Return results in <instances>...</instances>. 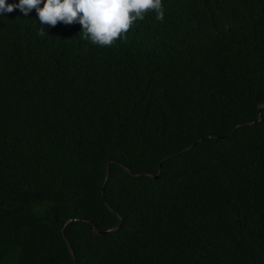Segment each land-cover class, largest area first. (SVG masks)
Listing matches in <instances>:
<instances>
[{"label": "trees", "instance_id": "1", "mask_svg": "<svg viewBox=\"0 0 264 264\" xmlns=\"http://www.w3.org/2000/svg\"><path fill=\"white\" fill-rule=\"evenodd\" d=\"M163 7L0 17V264H264V0Z\"/></svg>", "mask_w": 264, "mask_h": 264}, {"label": "clouds", "instance_id": "2", "mask_svg": "<svg viewBox=\"0 0 264 264\" xmlns=\"http://www.w3.org/2000/svg\"><path fill=\"white\" fill-rule=\"evenodd\" d=\"M15 9L25 17L35 9L41 36L48 35L44 31L45 25L79 23L83 38L100 47L112 46L123 39L147 12H155L158 21H162L165 15L163 0H0V17Z\"/></svg>", "mask_w": 264, "mask_h": 264}, {"label": "water", "instance_id": "3", "mask_svg": "<svg viewBox=\"0 0 264 264\" xmlns=\"http://www.w3.org/2000/svg\"><path fill=\"white\" fill-rule=\"evenodd\" d=\"M259 120H261V116H260V119H259ZM108 167H109V166H108ZM161 171H162V166H160L159 174L156 175L155 178H159V177H160ZM107 178H108V173H107ZM104 198H105V197H104ZM70 221H71V220H69L68 223H69ZM106 232H107V231H105V232H100V233H101V234H105ZM67 242H68V244H69V246H70V250H71L72 254H73L74 257L76 258V256H75V252H74L73 248L71 247L70 242H69L68 239H67Z\"/></svg>", "mask_w": 264, "mask_h": 264}]
</instances>
